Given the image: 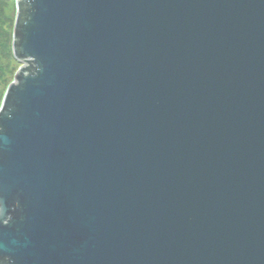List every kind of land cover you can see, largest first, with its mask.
Returning a JSON list of instances; mask_svg holds the SVG:
<instances>
[{
    "label": "water",
    "instance_id": "water-1",
    "mask_svg": "<svg viewBox=\"0 0 264 264\" xmlns=\"http://www.w3.org/2000/svg\"><path fill=\"white\" fill-rule=\"evenodd\" d=\"M0 264H264V0H16Z\"/></svg>",
    "mask_w": 264,
    "mask_h": 264
},
{
    "label": "rangeland",
    "instance_id": "rangeland-1",
    "mask_svg": "<svg viewBox=\"0 0 264 264\" xmlns=\"http://www.w3.org/2000/svg\"><path fill=\"white\" fill-rule=\"evenodd\" d=\"M16 0H0V107L9 84L23 64L13 48Z\"/></svg>",
    "mask_w": 264,
    "mask_h": 264
}]
</instances>
